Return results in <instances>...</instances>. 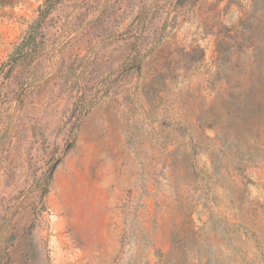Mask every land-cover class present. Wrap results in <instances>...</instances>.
I'll use <instances>...</instances> for the list:
<instances>
[{"label":"rangeland","instance_id":"374dc122","mask_svg":"<svg viewBox=\"0 0 264 264\" xmlns=\"http://www.w3.org/2000/svg\"><path fill=\"white\" fill-rule=\"evenodd\" d=\"M0 264H264V0H0Z\"/></svg>","mask_w":264,"mask_h":264},{"label":"trees","instance_id":"16d2710c","mask_svg":"<svg viewBox=\"0 0 264 264\" xmlns=\"http://www.w3.org/2000/svg\"><path fill=\"white\" fill-rule=\"evenodd\" d=\"M253 99H254V97H253Z\"/></svg>","mask_w":264,"mask_h":264}]
</instances>
